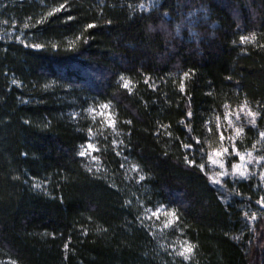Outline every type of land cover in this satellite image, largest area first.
Here are the masks:
<instances>
[{
  "label": "trees",
  "instance_id": "obj_1",
  "mask_svg": "<svg viewBox=\"0 0 264 264\" xmlns=\"http://www.w3.org/2000/svg\"><path fill=\"white\" fill-rule=\"evenodd\" d=\"M151 1L0 0V264H264V0Z\"/></svg>",
  "mask_w": 264,
  "mask_h": 264
},
{
  "label": "rangeland",
  "instance_id": "obj_2",
  "mask_svg": "<svg viewBox=\"0 0 264 264\" xmlns=\"http://www.w3.org/2000/svg\"><path fill=\"white\" fill-rule=\"evenodd\" d=\"M154 1V0H153ZM151 1L150 4L153 3ZM13 28V27H12ZM18 34L16 31H12L9 33L11 36H16ZM18 38V37H17ZM20 40V38H18ZM264 139V137H263ZM221 140V139H220ZM229 139H224L223 141H220L217 145L216 149H211V151L208 153L207 157V167H203V170L207 173L208 179L218 189L222 191L225 186V181L230 180L233 181H254L258 180L259 182H264V167L262 166L264 163L262 162V158L260 157L259 153L257 151L248 150L245 152H242L245 156V160L241 161L236 155V149L231 148ZM230 148V152L224 153V149ZM84 151L91 152L92 150L83 148ZM217 153H220L219 155ZM250 154V155H249ZM213 160L216 161V163H213ZM243 165L244 167L242 170L246 173V176L241 177L239 173H237L233 167V165ZM223 165V167H221ZM225 173L224 175H220V173ZM262 198V197H261ZM260 198V199H261ZM259 199V200H260ZM258 200V201H259ZM257 201V202H258ZM256 202V206H258L259 210L264 213V206H261ZM160 215V214H159ZM256 219L250 218L249 221L251 225L253 226L258 221V215H255ZM163 220H156L154 219L153 224H161ZM259 237V236H258ZM258 240H262V248L264 249V234L261 235ZM262 252V251H261ZM258 264V259H257Z\"/></svg>",
  "mask_w": 264,
  "mask_h": 264
},
{
  "label": "snow or ice",
  "instance_id": "obj_3",
  "mask_svg": "<svg viewBox=\"0 0 264 264\" xmlns=\"http://www.w3.org/2000/svg\"><path fill=\"white\" fill-rule=\"evenodd\" d=\"M62 7H63V6H62ZM69 19H71V17H69ZM24 27L27 28L28 25L25 24ZM95 27H96V25H94V24H89V25H88V28H89V29H93V28H95ZM177 31H179V29H177ZM252 39H255V37H252ZM240 40L243 41V42H245V43H247L248 40H249V37H247V36H241V37H240ZM33 47L39 48V47H41V46H40V45H34ZM184 75H185V76H188V73L185 72ZM128 87H129L128 83H124V88L127 89ZM182 90H183V89H182ZM102 107L107 108L108 105H103ZM244 109L246 110V111H245V114L249 117L250 122H251V123H255V119H256L258 113L251 111V109H248L246 103H245V105H244ZM187 116H188V117H192V116H193V113H192V112H187ZM109 122H110V123H114L113 121H111V118H109ZM228 122H229V125H231V123H232L231 114H229V116H228ZM235 131H236L237 134H240V133H242L243 129H241V128H236ZM260 135H261L262 137H264V132H261ZM220 139H221V141H223V140L225 139V136H224L223 132L220 133ZM185 146L187 147L188 145H185ZM233 147L235 148V145H233ZM87 149L95 151L94 145L91 144V143H89V144L87 145ZM223 151H224V153H228V152H230V150H229L228 148H225ZM217 154L219 155L220 153H217ZM25 155H27V154H25ZM79 155H80L81 157H84V156L87 155V152L84 151V150H82V151L79 152ZM236 155H237V157L239 158V160H241V161H244V160H245V156H244L243 154H241V153L239 152L238 149H236ZM249 155H250V154H249ZM92 158H93V159H96L95 156H93ZM262 159H264V157H262ZM189 162H190V163H195V161H189ZM213 163H216V161L213 160ZM221 167H223V165H221ZM233 167H234L235 171H236L237 173H239V175H240L241 177L246 176V173L242 170V168L244 167L243 165L237 164V165H233ZM224 174H225V173H223V172L220 173V175H224ZM141 179H143V177H141ZM257 203L260 204L261 206H264V197H262ZM173 215H175V213H173ZM246 215H247V214H246ZM251 218H252V219H256V217H255L254 214L252 215ZM192 251H193L192 247H191V246H188V247L185 248L184 252L181 253V255L184 257V259H188V258H189V254L192 253Z\"/></svg>",
  "mask_w": 264,
  "mask_h": 264
}]
</instances>
